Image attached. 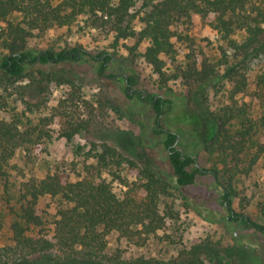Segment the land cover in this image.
Instances as JSON below:
<instances>
[{
    "label": "trees",
    "instance_id": "obj_1",
    "mask_svg": "<svg viewBox=\"0 0 264 264\" xmlns=\"http://www.w3.org/2000/svg\"><path fill=\"white\" fill-rule=\"evenodd\" d=\"M81 17L109 28L117 41L147 42L142 58L159 76L165 64L174 66L182 56V30L195 19L217 33L223 43L219 64L187 55L176 68L178 77L194 85L192 97H202L208 108L209 94H221L220 106L209 114L215 129L204 146L210 168L198 165L179 133L160 128L172 102L141 95L156 113L155 132L162 136L174 184L147 164L137 141L134 154L91 140L72 164H55L43 178L35 174L37 158L52 142L53 124L67 143L91 132L80 118L76 86L58 78V67L99 64L104 77L114 58L79 47L30 49L27 41L34 32L70 27ZM49 67L52 72H45ZM53 84L67 85L70 94L49 109ZM0 110V235L8 237L0 246V264H244L237 246L210 240L180 245L167 261L124 257L126 243L142 248L158 232L165 241L181 235L176 194L200 177H211L221 190L229 223L264 238V184L248 186L254 172H264V0H0ZM195 117L193 123L203 125ZM243 188L256 200L255 220L235 210L237 198L245 199Z\"/></svg>",
    "mask_w": 264,
    "mask_h": 264
},
{
    "label": "rangeland",
    "instance_id": "obj_2",
    "mask_svg": "<svg viewBox=\"0 0 264 264\" xmlns=\"http://www.w3.org/2000/svg\"><path fill=\"white\" fill-rule=\"evenodd\" d=\"M57 1L54 0V3ZM16 18L18 15L12 17L13 20ZM138 28L136 25L137 30ZM182 32L183 37L187 38L182 46L183 54L174 66L169 63L163 66L162 76L157 75L142 58L148 47L147 42L138 43L136 39L117 41L115 33L109 28L94 26L87 17L79 18L70 27L54 28L45 33L34 32L27 41L30 49L60 50L79 47L92 54L108 53L114 58L104 77L98 74L99 64L84 61L79 65L58 67V78H62V81L69 80L76 86L81 105L80 118L90 124L91 132L83 133L67 143L59 137L58 127L53 124L52 142L47 152L37 158L35 174L43 178L55 164H72L79 154L88 149L91 140L106 141L134 154L137 152L134 142L137 141L146 154L147 164L163 180L174 184L175 178L167 161V153L159 144L162 136L155 132L158 129L155 125L156 113L149 103L141 100L140 97L144 94L146 100L162 96L172 102L171 110L160 119V128L179 133L181 144L196 157L198 165L210 168L211 161L204 146L215 129L209 114L217 111L222 102L221 94L218 97L209 94L208 108L202 97H192L194 85L189 84L185 78L178 77L179 70L176 68L186 62L187 55L219 64L223 43L217 33L199 19H195L193 26L184 28ZM44 70L52 72V67ZM131 77L136 80L133 90L139 93L132 94L133 97L129 98L123 81ZM69 94L67 85L53 84L49 88L48 108L54 107ZM3 115L4 112L0 110V118ZM33 116L36 117L37 114ZM195 116L200 118L203 125L193 123L197 121ZM18 158L22 160L21 154ZM133 175V172H127L129 180L134 179ZM256 180L260 185L264 184L263 171L254 172L248 180V186ZM221 194L211 177H200L195 185L181 189L176 194V208L183 224L181 235L174 241H165L162 240L163 232H158L155 237H147L142 248L126 243L122 246L125 250L124 257L167 261L177 256L182 248L180 245L191 247L210 240L220 247L237 246L243 253L244 264H264V238L252 231L243 232L226 220L228 214L222 205ZM240 196L245 199L241 203L237 198L235 210H245L255 220L258 211L251 189H244ZM7 238V234L0 235V246L6 244Z\"/></svg>",
    "mask_w": 264,
    "mask_h": 264
},
{
    "label": "flooded vegetation",
    "instance_id": "obj_3",
    "mask_svg": "<svg viewBox=\"0 0 264 264\" xmlns=\"http://www.w3.org/2000/svg\"><path fill=\"white\" fill-rule=\"evenodd\" d=\"M123 82H124V86L127 88V91H126L127 94L132 96V94H138L139 93L138 91L134 92L133 85L129 84L128 78H125ZM143 96H145V94Z\"/></svg>",
    "mask_w": 264,
    "mask_h": 264
}]
</instances>
